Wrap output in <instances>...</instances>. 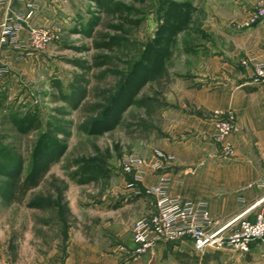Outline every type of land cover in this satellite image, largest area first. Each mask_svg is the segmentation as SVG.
<instances>
[{
    "label": "rangeland",
    "instance_id": "374dc122",
    "mask_svg": "<svg viewBox=\"0 0 264 264\" xmlns=\"http://www.w3.org/2000/svg\"><path fill=\"white\" fill-rule=\"evenodd\" d=\"M75 1L76 6L72 7L65 3L62 23L50 27L58 40L41 51L27 86L22 85L21 93L26 91L27 103L22 102L14 109L18 94L15 91L11 101L0 109V187L4 172L18 161L23 162L25 171L29 170L31 151L42 131L54 130L67 144L61 160L51 167L41 184L27 194L23 204L5 205L0 198V264H63L71 231L103 236L108 218L103 215L108 209L106 204L112 206L121 202V206L130 205L127 206L129 211L137 208L138 219L153 209V196L143 191L139 195L134 193L137 184L132 175L124 172L123 161L130 155L150 161V144L157 142L158 127L167 125L161 112L173 109L184 93L189 96L188 90L177 83L184 81L183 77L191 69L204 70L210 66L211 58H203L199 51L207 44L214 47L226 43L220 34L227 33L223 29L230 25H225L227 21L223 18L230 19L236 11L232 0H176L191 2L196 11L192 24L177 39L165 70L140 91L136 103L123 113L114 130L90 135L85 127L101 117L133 63L139 60L144 45L160 23L159 8L166 0L129 1L130 16L139 23L123 24V32L111 27L119 20L106 15L93 1ZM248 2L253 8L247 24L249 17L264 6V0ZM111 37H116L119 43L112 50L95 47L96 42ZM77 59L104 61L105 64L94 67L86 76L87 96L75 109L61 96L72 94L70 84L75 75L81 73L73 63ZM255 97L252 112L257 117L254 122L264 127V94ZM29 109L37 111L41 129L20 134L10 119ZM220 152L224 160L232 159L235 153L233 150L232 154L225 155L221 144ZM87 163L102 168L105 175L87 183L80 182V169ZM130 188L132 193H127L126 189ZM135 195L140 196L138 201ZM34 200L42 201L45 206L27 207L26 204ZM111 245L118 246V251L124 253L120 251L118 240L113 238Z\"/></svg>",
    "mask_w": 264,
    "mask_h": 264
},
{
    "label": "crops",
    "instance_id": "0c3cea01",
    "mask_svg": "<svg viewBox=\"0 0 264 264\" xmlns=\"http://www.w3.org/2000/svg\"><path fill=\"white\" fill-rule=\"evenodd\" d=\"M232 2L235 16L223 18L230 27L223 29L227 33L220 34L226 43L214 47L207 44L199 51L203 58H211L210 66L185 74L184 81L177 85L188 90L189 96L184 93L173 109L161 112L167 125L158 127L157 142L150 144L149 160L154 162L156 154L163 152L172 156L171 162L163 171L146 169L138 182L142 190L150 188L163 173L168 195L207 207L212 219L207 231L224 226L230 231L236 225L231 224L234 218L253 220L264 208V202L258 203L264 191L256 186L264 178V127L254 122L257 116L252 112L255 95L264 94V85L252 84L251 67L241 64L249 57L264 62V19L248 25L253 5L248 0ZM65 3L76 6L75 0H7L0 4V23L7 16H18L30 26L50 29L62 23ZM19 41L16 48L0 45V69L4 71L0 78V109L11 101L15 91L18 94L14 109L27 103L26 91L21 93L22 85L27 86L33 65L41 58V51L33 50L29 44L26 24L19 30ZM216 110H233L237 116V131L226 138L235 151L229 160L222 158L220 144L213 139ZM126 191L132 193L131 188ZM127 206L130 205L113 209L106 204L108 209L103 215L108 218L102 237L71 231L63 264H264V240L252 244L247 254L210 251L205 253L210 255L207 260L205 254L200 256L192 251L189 241L159 243L135 258L127 252L120 253L118 246L111 245L113 238L121 243L119 248L124 246L130 251L134 247L131 227L138 219V209L129 211ZM175 253L194 257H179Z\"/></svg>",
    "mask_w": 264,
    "mask_h": 264
},
{
    "label": "trees",
    "instance_id": "16d2710c",
    "mask_svg": "<svg viewBox=\"0 0 264 264\" xmlns=\"http://www.w3.org/2000/svg\"><path fill=\"white\" fill-rule=\"evenodd\" d=\"M108 16L119 20L111 27L123 32V24L136 25L139 20L131 18L132 6L129 1L140 2L145 0H91ZM196 7L189 1L166 0L160 8V23L154 35L144 45L140 58L134 62L130 71L124 78L118 91L104 107L100 118L93 120L85 130L90 135H102L114 130L121 122L123 113L137 101V96L146 84L158 78L166 68L172 57L180 34L192 24ZM116 37L108 38L95 43L96 48L112 50L117 46ZM80 68L81 73L75 75L70 84L71 95L63 94L61 97L72 108H77L87 96L86 76L94 67L104 65V61L88 62L77 59L73 62ZM15 130L20 134H28L41 129V121L36 110H26L23 114L15 115L10 119ZM67 150V144L60 140L55 131L47 129L42 131L36 139L31 151V163L28 171L24 170L23 162L18 161L13 168L3 174L4 182L0 187V198L5 205L23 204L27 194L37 188L51 167L58 163ZM105 175L102 168L90 163L84 164L80 169V182H90ZM127 201H130L127 199ZM27 207L42 208V201H29ZM121 206V202L112 205L113 208ZM179 257H191L184 253H175ZM192 256L191 258H193ZM209 259L210 255L205 254ZM205 260V259H204Z\"/></svg>",
    "mask_w": 264,
    "mask_h": 264
},
{
    "label": "built area",
    "instance_id": "2783aa9c",
    "mask_svg": "<svg viewBox=\"0 0 264 264\" xmlns=\"http://www.w3.org/2000/svg\"><path fill=\"white\" fill-rule=\"evenodd\" d=\"M7 0H0V4ZM264 19V6L258 8L248 19L252 26ZM26 24L28 40L31 48L42 51L58 36L50 29L41 26H30L22 17L7 16L0 23V45L9 48L19 46V30ZM242 65L251 67L250 82L254 85H264V62L255 57L242 61ZM4 71L0 69V78ZM216 129L213 139L221 144L225 155L232 154L233 147L226 142L229 135L237 131V116L233 110L214 111ZM172 156L163 152L156 154L154 162L147 161L142 156L130 155L123 161L124 172L132 175L134 184H137L135 194L143 191L153 196L155 203L151 211L135 220L132 224V241L134 247L127 251L123 246L120 251L127 252L132 258L150 252L157 244L167 242L191 243L192 251L204 253L210 251H223L235 254H247L252 244L264 240V208L255 214L253 220L238 216L231 221L235 228L226 231V226L207 231L206 227L212 223L209 210L204 204L194 205L184 203L179 197L168 195L165 190L166 179L163 173L158 176L157 182L150 188L142 190L138 186L140 175L146 169L163 171L171 162ZM133 184V185H134ZM256 186L264 191V178ZM264 202V196L258 203Z\"/></svg>",
    "mask_w": 264,
    "mask_h": 264
}]
</instances>
